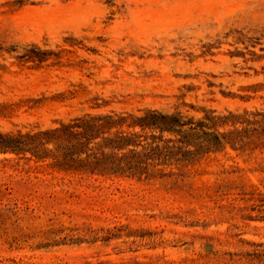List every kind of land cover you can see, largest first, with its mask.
I'll list each match as a JSON object with an SVG mask.
<instances>
[{
    "label": "rangeland",
    "instance_id": "1",
    "mask_svg": "<svg viewBox=\"0 0 264 264\" xmlns=\"http://www.w3.org/2000/svg\"><path fill=\"white\" fill-rule=\"evenodd\" d=\"M151 114L224 146L141 177L2 147L0 264H264V0H0V135L112 116L86 152L197 150Z\"/></svg>",
    "mask_w": 264,
    "mask_h": 264
},
{
    "label": "trees",
    "instance_id": "2",
    "mask_svg": "<svg viewBox=\"0 0 264 264\" xmlns=\"http://www.w3.org/2000/svg\"><path fill=\"white\" fill-rule=\"evenodd\" d=\"M148 116L150 117V114ZM151 116L161 119L162 122L171 127V130H167L169 128L165 126L163 128L165 131H176L180 134L185 132L192 133L195 139H199L198 144L195 145L197 150L188 151V155L182 156L183 154H179L180 149L174 150L166 144L164 147H151L142 153L130 152L123 155H118L116 152L108 154L103 150L99 153L93 152L91 154L86 152L89 142L99 136L100 128L105 124L115 123L112 116L79 119L62 125L57 129L44 132L38 137L13 138L0 135V149L3 147L4 149L25 151L28 146V140L32 141L38 138L45 147L48 144L53 145L52 149H44V154H40L39 157L52 158V166L59 171L80 172L92 176L127 175L141 177L149 175L150 166L152 165L150 160L158 161L159 163L182 162L188 159V156H194L197 152L218 150L224 146L225 140L222 136L206 131L203 126L201 128L191 126L188 132L184 131L183 127L193 124L192 122H182L181 118L176 116H164L161 114H151ZM260 125L262 126L261 132H264V116ZM184 136L186 135L184 134ZM128 145L126 138L119 137L116 139H105L102 147H112L117 151Z\"/></svg>",
    "mask_w": 264,
    "mask_h": 264
}]
</instances>
